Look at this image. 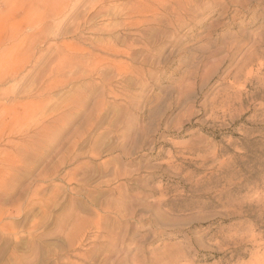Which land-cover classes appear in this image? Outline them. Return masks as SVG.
I'll use <instances>...</instances> for the list:
<instances>
[{"label": "rangeland", "instance_id": "rangeland-1", "mask_svg": "<svg viewBox=\"0 0 264 264\" xmlns=\"http://www.w3.org/2000/svg\"><path fill=\"white\" fill-rule=\"evenodd\" d=\"M171 1L0 0V264H264V0Z\"/></svg>", "mask_w": 264, "mask_h": 264}, {"label": "bare ground", "instance_id": "bare-ground-1", "mask_svg": "<svg viewBox=\"0 0 264 264\" xmlns=\"http://www.w3.org/2000/svg\"><path fill=\"white\" fill-rule=\"evenodd\" d=\"M189 1H190V0H189ZM189 1H188V2H189ZM169 2H170V7H169V8H171V13H173V12L179 13V11H180L179 9H178L179 11H176V8H178V7H174L175 4H174V6H173V3H172L171 0H169ZM175 2H176V1H175ZM175 2H174V3H175ZM217 3H218V2H217ZM220 3H221V2H220ZM178 4H180V3H178ZM185 4H186V2H185ZM159 7H162L161 4L159 5ZM181 9H182V7H181ZM184 9H185V6H184ZM154 10H155V9H154ZM148 12H149V11H148ZM155 12H157V9L155 10ZM181 13H182V12H181ZM152 14H153V13H152ZM154 14H155V13H154ZM160 14H161V13H160ZM183 14H184V13H183ZM195 14L197 15V13H195ZM195 14H194V15H195ZM177 16H178V15H177ZM178 19H179V17H178ZM191 19H192V18H191ZM146 20H147V19H146ZM158 20H159V19H158ZM193 20H194V19H193ZM193 20H192V22H193ZM139 22H140V21H139ZM137 25H138V24H137ZM143 30H144V29H143Z\"/></svg>", "mask_w": 264, "mask_h": 264}]
</instances>
